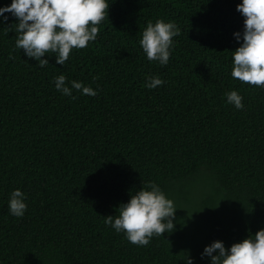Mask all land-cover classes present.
<instances>
[{"label": "trees", "instance_id": "obj_1", "mask_svg": "<svg viewBox=\"0 0 264 264\" xmlns=\"http://www.w3.org/2000/svg\"><path fill=\"white\" fill-rule=\"evenodd\" d=\"M106 2L96 40L63 66L48 53L39 67L15 47L16 18L0 16V264H210L212 242L228 249L264 229V88L231 77L241 0ZM157 19L181 33L163 66L139 45ZM59 75L97 95H63ZM149 75L164 84L146 88ZM233 90L241 110L227 103ZM204 181L203 231L175 212L174 230L141 247L104 223L149 182L177 207ZM17 189L19 218L8 208Z\"/></svg>", "mask_w": 264, "mask_h": 264}, {"label": "clouds", "instance_id": "obj_2", "mask_svg": "<svg viewBox=\"0 0 264 264\" xmlns=\"http://www.w3.org/2000/svg\"><path fill=\"white\" fill-rule=\"evenodd\" d=\"M109 3L106 0H11L8 7L0 8L16 18L15 47L24 54L39 61V67L48 65L42 59L46 54H55V62L63 66L73 49H84L96 40L99 25L107 19ZM236 11L243 19V32L234 33L240 46L230 52L231 77L249 85L264 88V0H241ZM180 30L173 22L157 19L149 21L142 32L139 45L150 62L167 65L171 57L173 38ZM95 79V78H93ZM66 82L64 75L54 78L57 91L71 96L72 90L94 97L97 92L81 82ZM164 81L157 76H147L145 87L154 89ZM227 103L237 110L243 109V97L235 90L225 93ZM75 97H73L74 99ZM20 190H14L8 208L14 217H22L27 205ZM174 202L154 182H149L130 195L127 203H121L114 216L104 217L106 226L117 233H123L129 243L147 246L153 236L171 233L175 225ZM215 253V255H214ZM210 258V264H264V229L226 249L222 241H214L201 254ZM187 264L193 261L186 255Z\"/></svg>", "mask_w": 264, "mask_h": 264}, {"label": "rangeland", "instance_id": "obj_3", "mask_svg": "<svg viewBox=\"0 0 264 264\" xmlns=\"http://www.w3.org/2000/svg\"><path fill=\"white\" fill-rule=\"evenodd\" d=\"M208 189L209 182L204 181L197 190L196 195L191 196L190 204H181L175 207L177 209L176 213L182 217L188 232L197 233L203 231L207 227L208 214L201 198L198 197V193ZM220 204L219 202V205Z\"/></svg>", "mask_w": 264, "mask_h": 264}]
</instances>
